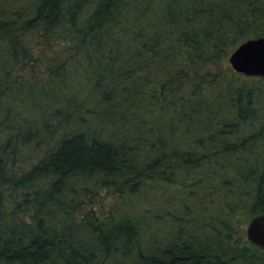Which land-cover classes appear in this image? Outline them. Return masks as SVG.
I'll list each match as a JSON object with an SVG mask.
<instances>
[{"label": "trees", "instance_id": "16d2710c", "mask_svg": "<svg viewBox=\"0 0 264 264\" xmlns=\"http://www.w3.org/2000/svg\"><path fill=\"white\" fill-rule=\"evenodd\" d=\"M14 3L0 0V81L52 56L15 87L37 118L0 82V264H264L234 239L264 212V77L217 71L264 35V0ZM109 189L146 208H83Z\"/></svg>", "mask_w": 264, "mask_h": 264}, {"label": "rangeland", "instance_id": "374dc122", "mask_svg": "<svg viewBox=\"0 0 264 264\" xmlns=\"http://www.w3.org/2000/svg\"><path fill=\"white\" fill-rule=\"evenodd\" d=\"M16 3H14V5H18V0H15ZM233 49H231L228 52L227 58L221 63L220 65V69H218L217 71L219 72L220 70H224L225 68L232 69L230 67V64L228 62V57L230 52ZM52 56L50 55V53H44L41 54L40 57H43V59H38L39 57V52H34L33 54L31 53V57L30 59H28L27 63L23 66L22 62H20V58H17V64L15 63L14 67L11 69V75H8V79L7 81L3 82L0 81L2 83V89L7 91L6 94H9V102H5V103H9L8 106H10L11 111L12 112H18L19 114H28V116L30 117H34L37 118V116L40 114V109H39V104H32V101L29 97H27L28 99H26V104L25 106H20L19 105V101H17V97L15 95V92H17V90L15 89V87H19L22 86L23 84H27L30 81H33L35 79H42L44 78V76L47 74V67L49 66L48 64L50 63L49 61V57ZM34 58V59H33ZM37 59V60H36ZM0 60H2V68L6 67V65H8V62L6 60V57H3V59L0 57ZM35 60V61H34ZM34 66V70L31 69V66ZM1 70V69H0ZM233 70V69H232ZM234 73H237L233 70ZM238 74V73H237ZM0 76H3V73L0 74ZM253 77V76H251ZM14 88V90H6V88ZM1 88V87H0ZM4 101V100H3ZM1 107H3L0 104ZM5 108V107H4ZM98 191H103L102 188H98ZM103 195V193H102ZM172 195H169L168 193L166 194H159V192L154 191L150 194L149 198H154V197H161L160 198V202L159 201H155L152 200V202L156 203H161V200L163 201V199L165 197H169L172 198V200H175V193L172 192ZM80 200H84L85 202H87V205L84 206L83 208H93L96 212V214L101 218H105L108 215H113L115 217H119L120 215L126 214L129 216H132L133 213H137L139 211H141V209H145L146 208V201L145 203L139 202L135 208H133L131 205H129L130 203L124 202L118 195V193L116 191H114L113 189H109L108 193H106L103 198L101 199V197L99 198L94 197L93 198V203L88 202V198L84 197L83 195H81L79 197ZM98 200V201H96ZM135 209V210H134ZM159 216H161L159 212L157 213ZM164 217V215H163ZM162 217V218H163ZM166 217V215H165ZM188 216L185 215V218H187ZM250 219H247L246 221H240V223L237 224V226H239V231L237 232V234L234 236L235 240H239L242 243H249V241L246 238V226L247 223ZM162 219H160L159 224L162 223ZM165 224V225H164ZM164 224H161V228L162 230L160 231V233L163 231V233H165L167 231V225L166 222Z\"/></svg>", "mask_w": 264, "mask_h": 264}, {"label": "water", "instance_id": "95a60500", "mask_svg": "<svg viewBox=\"0 0 264 264\" xmlns=\"http://www.w3.org/2000/svg\"><path fill=\"white\" fill-rule=\"evenodd\" d=\"M228 62L238 74L264 77V35L241 42L230 52ZM245 232L251 245L264 250V212L250 218Z\"/></svg>", "mask_w": 264, "mask_h": 264}]
</instances>
